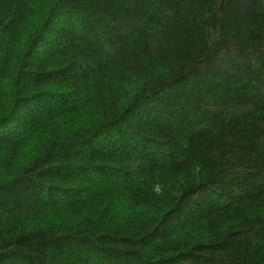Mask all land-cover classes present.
<instances>
[{"label":"trees","instance_id":"obj_1","mask_svg":"<svg viewBox=\"0 0 264 264\" xmlns=\"http://www.w3.org/2000/svg\"><path fill=\"white\" fill-rule=\"evenodd\" d=\"M0 264H264V0H0Z\"/></svg>","mask_w":264,"mask_h":264}]
</instances>
